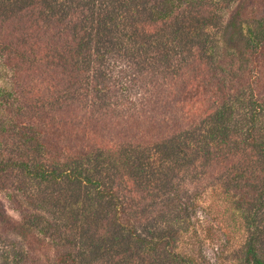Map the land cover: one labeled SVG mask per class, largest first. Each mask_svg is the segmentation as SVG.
Segmentation results:
<instances>
[{
	"label": "trees",
	"instance_id": "trees-1",
	"mask_svg": "<svg viewBox=\"0 0 264 264\" xmlns=\"http://www.w3.org/2000/svg\"><path fill=\"white\" fill-rule=\"evenodd\" d=\"M10 171L51 264H264V0H0Z\"/></svg>",
	"mask_w": 264,
	"mask_h": 264
},
{
	"label": "rangeland",
	"instance_id": "rangeland-1",
	"mask_svg": "<svg viewBox=\"0 0 264 264\" xmlns=\"http://www.w3.org/2000/svg\"><path fill=\"white\" fill-rule=\"evenodd\" d=\"M8 78L9 76H7ZM9 174L11 176L5 174L9 177L8 179L0 180V204L4 211L1 214L3 219L0 220V264H10L8 261L11 260L7 259L5 252L11 248L10 244L17 242L26 244V249L35 255L37 263L51 264L56 256L54 245L41 237L38 239V234L35 232H28L17 225L20 222V215L14 208L17 207L18 202L22 203L23 207L25 205L21 195L14 190V183L21 181V177L20 174L11 173V171ZM191 219L202 241L200 248L205 259L204 262L208 264H236L235 261L227 260L226 239L218 226L205 215L202 203L191 212Z\"/></svg>",
	"mask_w": 264,
	"mask_h": 264
}]
</instances>
